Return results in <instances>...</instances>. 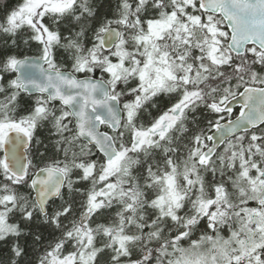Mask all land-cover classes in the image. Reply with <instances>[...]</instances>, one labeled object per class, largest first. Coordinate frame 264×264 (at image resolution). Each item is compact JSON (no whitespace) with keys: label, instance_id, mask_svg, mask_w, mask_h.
I'll return each mask as SVG.
<instances>
[{"label":"snow or ice","instance_id":"snow-or-ice-1","mask_svg":"<svg viewBox=\"0 0 264 264\" xmlns=\"http://www.w3.org/2000/svg\"><path fill=\"white\" fill-rule=\"evenodd\" d=\"M0 264H264V0L0 9Z\"/></svg>","mask_w":264,"mask_h":264},{"label":"trees","instance_id":"trees-1","mask_svg":"<svg viewBox=\"0 0 264 264\" xmlns=\"http://www.w3.org/2000/svg\"><path fill=\"white\" fill-rule=\"evenodd\" d=\"M15 0H0V9H2L5 6H8L9 4L14 3ZM2 251V249H0Z\"/></svg>","mask_w":264,"mask_h":264}]
</instances>
